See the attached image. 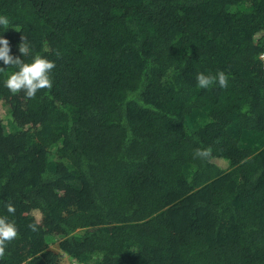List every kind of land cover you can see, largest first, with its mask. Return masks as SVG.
I'll return each instance as SVG.
<instances>
[{"label":"trees","instance_id":"obj_1","mask_svg":"<svg viewBox=\"0 0 264 264\" xmlns=\"http://www.w3.org/2000/svg\"><path fill=\"white\" fill-rule=\"evenodd\" d=\"M0 16L11 55L56 64L27 99L0 61V216L19 230L0 264H264V0H0ZM219 71L227 88L198 87Z\"/></svg>","mask_w":264,"mask_h":264},{"label":"clouds","instance_id":"obj_2","mask_svg":"<svg viewBox=\"0 0 264 264\" xmlns=\"http://www.w3.org/2000/svg\"><path fill=\"white\" fill-rule=\"evenodd\" d=\"M9 19L6 16H0V26L8 28ZM22 43L19 44V52L23 56L31 54V47L26 37H21ZM59 55V53H56ZM264 60V54L260 57ZM260 60V59H259ZM0 61L5 66H14L19 70L13 72L5 81V87L13 94L23 92L27 99H35L38 91L48 90L51 91L53 86V80L51 73L56 67L54 61H50L41 57L39 54L34 56L31 63H25L18 57L11 55L10 42L7 39L0 37ZM5 69L0 68V72ZM229 77L224 71H219L215 75H206L204 73H198L196 76V82L201 89H209L214 84H219L221 88L228 87ZM194 158L202 160L214 159L212 157V149L197 148L194 151ZM7 213L14 216L15 207L11 203L5 204ZM28 227L32 231H37V225L35 223L29 224ZM19 230L14 221L9 219V216H0V259H3L6 255V249L8 245L18 238ZM27 264V262H25Z\"/></svg>","mask_w":264,"mask_h":264},{"label":"rangeland","instance_id":"obj_3","mask_svg":"<svg viewBox=\"0 0 264 264\" xmlns=\"http://www.w3.org/2000/svg\"><path fill=\"white\" fill-rule=\"evenodd\" d=\"M201 123H202V119H199L195 124L197 125V124H201ZM49 249L56 252V253L59 252L58 248L56 246H51ZM60 264H71V263L65 255H61V263Z\"/></svg>","mask_w":264,"mask_h":264},{"label":"built area","instance_id":"obj_4","mask_svg":"<svg viewBox=\"0 0 264 264\" xmlns=\"http://www.w3.org/2000/svg\"><path fill=\"white\" fill-rule=\"evenodd\" d=\"M262 54H264V53H262ZM261 55L259 56V59H260V61H261V63H262V66L264 67V60H262L261 58ZM71 264H77V263H75V262H70Z\"/></svg>","mask_w":264,"mask_h":264}]
</instances>
